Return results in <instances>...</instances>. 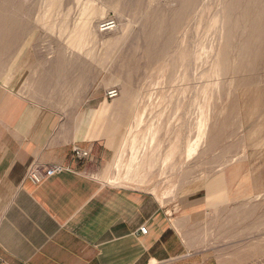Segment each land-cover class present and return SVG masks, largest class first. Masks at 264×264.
<instances>
[{
	"label": "rangeland",
	"instance_id": "1",
	"mask_svg": "<svg viewBox=\"0 0 264 264\" xmlns=\"http://www.w3.org/2000/svg\"><path fill=\"white\" fill-rule=\"evenodd\" d=\"M189 1L64 0L60 15L52 9L2 15L15 20L17 41L0 42V83L58 110L77 129L91 112L101 133L91 127L84 137L78 129L76 140L104 137L105 161L90 160L98 166L93 173L162 203L175 204L242 165L239 174L253 175L254 192L243 202L236 195L229 210L234 218L211 234V244L219 264H264V97H243L237 80L217 67L228 0ZM235 17L231 41L238 46L250 22ZM112 20L114 28L101 29ZM256 74L254 88L263 91L264 79Z\"/></svg>",
	"mask_w": 264,
	"mask_h": 264
},
{
	"label": "crops",
	"instance_id": "2",
	"mask_svg": "<svg viewBox=\"0 0 264 264\" xmlns=\"http://www.w3.org/2000/svg\"><path fill=\"white\" fill-rule=\"evenodd\" d=\"M84 119L81 135L91 127L101 133L91 112ZM78 129L0 83V264H219L211 234L234 218L236 195L251 198L252 174L235 166L195 194L162 203L95 175L89 162L105 161L108 146L103 136L79 142ZM75 145L92 150V159H76ZM53 165L66 170L41 184L30 180L33 168Z\"/></svg>",
	"mask_w": 264,
	"mask_h": 264
},
{
	"label": "bare ground",
	"instance_id": "3",
	"mask_svg": "<svg viewBox=\"0 0 264 264\" xmlns=\"http://www.w3.org/2000/svg\"><path fill=\"white\" fill-rule=\"evenodd\" d=\"M32 1H33L32 3H28L25 2L24 0H21L20 2H18V0H0V42H5L6 44H8L17 41V38L15 40L13 39V34H12L14 32V25H16L15 20L11 18L6 20L2 18L3 17L2 15H19L23 13L26 14L27 16H31L35 13H40V14L47 13L48 11H50V9H52L51 11H55L58 14L62 12V7L67 6V5L65 6V2H62L64 0H32ZM66 1H68L67 3H69L71 0H66ZM187 2L190 1L187 0ZM235 13L240 14L241 19H244L246 22H250L249 27L245 32L246 36L242 44L239 43L240 45L238 46L235 45L233 41H231V39H233L235 27H237V23H239L238 18L235 17ZM224 19L227 22L226 33H225L226 44L223 50L220 52V58L217 61V67L220 68L222 74L224 72L223 75L225 77L230 76L233 80L235 81L237 80V83L235 84L234 87L236 88L237 91L243 94V97H255L256 99L259 98L261 99V97H264V93H262L264 90L262 91L261 88L260 90H256L255 88L257 87L255 86L254 88L253 84H255V74L257 70H259L260 65L263 66V69L259 71V73L256 75H259L264 79V46H262L264 42V0H253V1L228 0L225 9ZM29 22L31 21L28 20L24 24H18L17 27L22 25L27 26ZM56 22L57 21L55 20L54 23ZM40 25L38 26L42 27ZM171 28L173 31L176 29V26L173 25ZM47 29L49 30V28ZM4 31H6V33L8 32L6 36L7 39H3L1 37V33ZM232 48L233 49L236 48L237 50L234 51V54L230 52ZM239 83H241L240 84L241 86H239ZM248 91H252L251 94L248 93ZM261 120H262L261 123L264 124L263 116ZM215 138L216 137L213 136L211 142H213Z\"/></svg>",
	"mask_w": 264,
	"mask_h": 264
},
{
	"label": "built area",
	"instance_id": "4",
	"mask_svg": "<svg viewBox=\"0 0 264 264\" xmlns=\"http://www.w3.org/2000/svg\"><path fill=\"white\" fill-rule=\"evenodd\" d=\"M115 27V22L108 21L104 22L101 24V29L106 31L110 30L111 28ZM118 92L117 91H110L108 93V96L110 98H115L117 97ZM72 153L74 157L78 160H90L92 159V150L82 146V145H75L72 149ZM66 168L64 166L60 165H53V166H47V167H35L33 168L30 173H29V178L30 180L35 183V184H41L43 183L46 179L61 173L65 171ZM143 233H147L146 228H142L141 230Z\"/></svg>",
	"mask_w": 264,
	"mask_h": 264
}]
</instances>
